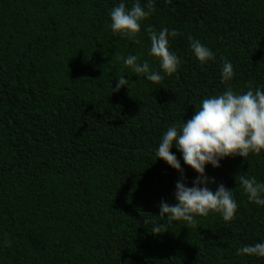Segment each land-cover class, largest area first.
I'll return each instance as SVG.
<instances>
[{"label": "trees", "instance_id": "16d2710c", "mask_svg": "<svg viewBox=\"0 0 264 264\" xmlns=\"http://www.w3.org/2000/svg\"><path fill=\"white\" fill-rule=\"evenodd\" d=\"M119 2L0 0V264H264L236 255L264 240V208L239 185V175L264 182V151L205 167L213 191H233L232 221L209 213L151 232L179 179L154 155L162 134L226 86L264 90V0H155L139 43L110 30ZM145 26L179 33L169 49L182 63L157 84L116 60L133 54L160 71ZM188 35L216 62L201 65ZM220 57L233 66L227 85ZM121 76L127 88L112 91ZM181 167L190 187L196 174Z\"/></svg>", "mask_w": 264, "mask_h": 264}, {"label": "clouds", "instance_id": "9594fccd", "mask_svg": "<svg viewBox=\"0 0 264 264\" xmlns=\"http://www.w3.org/2000/svg\"><path fill=\"white\" fill-rule=\"evenodd\" d=\"M154 3L155 0H144L143 4L141 0H133L131 6L126 7L124 0H120L108 13L110 30L113 34L139 43L137 34L141 31L142 22L154 11ZM144 31L150 43L147 55L158 62L160 71L151 70L147 61H139L133 54L117 56L116 60H122L123 66L137 76L142 75L145 80L157 84L163 79L160 73L171 75L182 63L175 52L169 49L170 39L179 33L168 28L156 31L151 26H145ZM186 38L191 53L201 65L216 62V55L199 39L190 35ZM220 63L221 83L227 85L234 77L233 66L223 57H220ZM128 84V79L121 76L111 90L119 92L122 87L127 88ZM173 148L179 152L180 159L171 151ZM262 151L264 90L260 86L255 89L249 87L243 92H234L230 86H226L223 92L202 98L192 117L169 126L155 149V157L178 173L179 179L174 185L175 202L168 204L164 200L160 201L158 218L161 223L154 224L151 232L162 234L175 221L193 224L196 216L204 217L209 213L219 214L225 222L232 221L237 211L233 191L226 189L222 183L217 184L213 191L209 185L214 181L205 175V167L217 169L225 158L239 156L244 159L249 154L258 155ZM181 161L196 174L190 187L185 181ZM239 185L249 203L264 208V182L239 175ZM236 255L264 258V240L237 247Z\"/></svg>", "mask_w": 264, "mask_h": 264}]
</instances>
